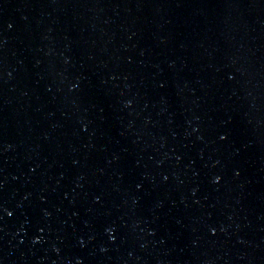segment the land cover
Wrapping results in <instances>:
<instances>
[{"label":"water","instance_id":"obj_1","mask_svg":"<svg viewBox=\"0 0 264 264\" xmlns=\"http://www.w3.org/2000/svg\"><path fill=\"white\" fill-rule=\"evenodd\" d=\"M0 264H264V0H0Z\"/></svg>","mask_w":264,"mask_h":264}]
</instances>
